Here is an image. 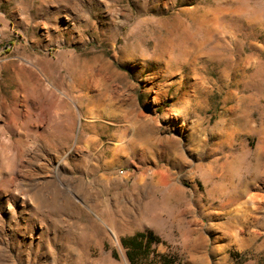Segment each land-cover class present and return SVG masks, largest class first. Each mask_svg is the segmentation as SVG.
<instances>
[{
    "label": "rangeland",
    "instance_id": "obj_1",
    "mask_svg": "<svg viewBox=\"0 0 264 264\" xmlns=\"http://www.w3.org/2000/svg\"><path fill=\"white\" fill-rule=\"evenodd\" d=\"M263 133L264 0H0V264H264Z\"/></svg>",
    "mask_w": 264,
    "mask_h": 264
},
{
    "label": "trees",
    "instance_id": "obj_2",
    "mask_svg": "<svg viewBox=\"0 0 264 264\" xmlns=\"http://www.w3.org/2000/svg\"><path fill=\"white\" fill-rule=\"evenodd\" d=\"M155 241L151 234L137 233L125 240H123V245L127 248V256L131 261L134 260L135 255L139 256L141 253L145 252L147 246ZM165 260V257H161Z\"/></svg>",
    "mask_w": 264,
    "mask_h": 264
},
{
    "label": "bare ground",
    "instance_id": "obj_3",
    "mask_svg": "<svg viewBox=\"0 0 264 264\" xmlns=\"http://www.w3.org/2000/svg\"><path fill=\"white\" fill-rule=\"evenodd\" d=\"M264 134V133H263ZM263 137H264V135H263ZM257 150L259 151V152H264V138H262L261 140H260V142H259V145H258V148H257ZM123 151H124V148H123V146H121L120 145V147L115 151V153L117 152H119L118 154H121V153H123ZM117 154V155H118ZM114 156H116V155H114L113 154V157ZM255 174V173H254ZM253 174V175H254ZM159 182H162V183H166V177L164 176V175H160V177H159ZM240 209H242V208H240ZM242 212H244V210H242Z\"/></svg>",
    "mask_w": 264,
    "mask_h": 264
}]
</instances>
